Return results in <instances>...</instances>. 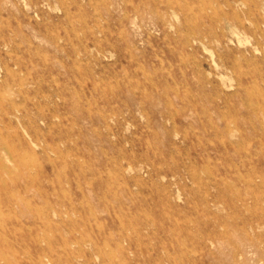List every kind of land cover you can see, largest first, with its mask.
Segmentation results:
<instances>
[{
	"label": "rangeland",
	"instance_id": "obj_1",
	"mask_svg": "<svg viewBox=\"0 0 264 264\" xmlns=\"http://www.w3.org/2000/svg\"><path fill=\"white\" fill-rule=\"evenodd\" d=\"M0 264H264V0H0Z\"/></svg>",
	"mask_w": 264,
	"mask_h": 264
}]
</instances>
